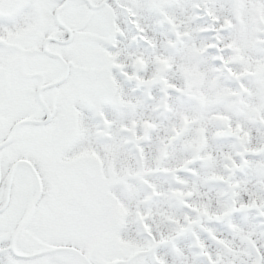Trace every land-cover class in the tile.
Masks as SVG:
<instances>
[{"label":"snow or ice","instance_id":"obj_1","mask_svg":"<svg viewBox=\"0 0 264 264\" xmlns=\"http://www.w3.org/2000/svg\"><path fill=\"white\" fill-rule=\"evenodd\" d=\"M0 264H264V0H0Z\"/></svg>","mask_w":264,"mask_h":264}]
</instances>
